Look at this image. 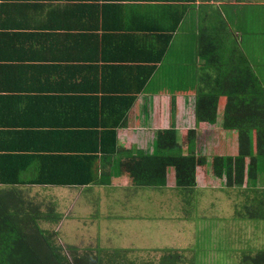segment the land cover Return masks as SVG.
I'll return each instance as SVG.
<instances>
[{"label": "crops", "instance_id": "0c3cea01", "mask_svg": "<svg viewBox=\"0 0 264 264\" xmlns=\"http://www.w3.org/2000/svg\"><path fill=\"white\" fill-rule=\"evenodd\" d=\"M155 43H167V64L156 62L152 67L141 57L139 50ZM165 71L170 76L165 85L180 82L188 91L158 90ZM231 74L235 85L241 82L248 90L250 85L261 86L264 94V0H0L1 108L16 117L11 122L22 131L14 155L30 156L47 144L46 155L67 157L66 169L84 174L79 160L89 166L90 175L104 181L87 185H110L56 187L61 191L55 197L59 205L75 207L84 192L97 196V190L108 188L113 195L131 188L128 177L119 174V157L95 155L96 132L101 131L96 126L104 119L100 104L127 110L125 121L120 119L124 126L116 130L119 148L152 155L156 130L195 127V92L220 88L226 85L222 78ZM102 94L111 100L103 101ZM200 125L197 141L203 132H213L205 126L216 123ZM169 168L166 187L172 188L174 169ZM102 171L111 178L101 176ZM94 214L92 223L98 221ZM58 216L59 222L65 220L61 211ZM246 235L238 229L233 237L236 243L249 242ZM74 236H58L57 242H68L80 254L90 252L86 248L101 249L102 259L109 263L117 262L116 251L125 250L111 243L85 246L81 241L87 236L76 229ZM126 250L125 262L140 261L134 256L139 246ZM246 250L253 253L244 247L239 251ZM261 250L263 257L255 259ZM256 252L252 264H264V248Z\"/></svg>", "mask_w": 264, "mask_h": 264}, {"label": "trees", "instance_id": "16d2710c", "mask_svg": "<svg viewBox=\"0 0 264 264\" xmlns=\"http://www.w3.org/2000/svg\"><path fill=\"white\" fill-rule=\"evenodd\" d=\"M167 50V43H155L149 44L144 50L142 48L139 53L145 62L154 64L152 67H155L156 62L167 64ZM211 64L213 67L217 66L216 62ZM231 68L229 71H235ZM160 77L162 84H159L158 90L167 88L188 91V87L180 82L165 85L166 79L170 77L169 72H161ZM235 80L233 74L225 75L222 82H226V85L210 92L197 90L195 127L184 130L174 126L159 128L156 130L152 155L138 151L132 153L130 150L119 148L116 130L121 126L120 119L125 121L127 110H113L109 102H103L100 104L102 108L99 107V113L104 119L96 126L101 131L96 132L95 155L99 153L107 159L119 157V174L128 177L129 186L133 189L166 188V175L171 167L174 169L175 188L193 192L196 189V168L208 166L211 174L218 178L224 177L229 187L240 186L244 181L249 183L248 187L254 190L252 198L247 200L249 204L245 206L248 210L246 217L255 213L254 218L264 219V186H258L259 179L264 178L263 88L250 85L251 89L248 90V85L243 86L241 82L235 85ZM243 80L245 79L241 78V81ZM191 89H194V85ZM101 99L111 100V97L102 94ZM3 101L0 100V264L118 263L106 262L102 259L101 249L95 247L86 248L90 252L80 254L75 246H62L57 242V233L53 229L47 231L42 227L43 221L56 224L59 222V216L54 214V208L49 205H45L43 209V204L39 203V193L34 192V188L110 185H87L101 184L104 181L98 179V176L95 178L90 175L89 166L79 160L76 161L84 174L66 169L67 157L60 154L46 155L47 144L35 148L33 155L15 156L13 149L20 140L22 131H18L17 125L11 122L12 119L16 120L15 116L14 118L4 114V108H1ZM174 103L175 99L172 97V111ZM109 119L110 123L107 122ZM201 122L216 123L215 126L222 130L234 131L232 139L236 145V154H223L220 148L210 152V155L197 152V126L200 127ZM41 151L44 153H39ZM61 162L65 165H60ZM101 176L111 178L112 174L102 171ZM176 255L162 256L160 259L164 262L156 259L147 264H176L182 260L180 254ZM260 256L263 257V251H259L255 259Z\"/></svg>", "mask_w": 264, "mask_h": 264}, {"label": "rangeland", "instance_id": "374dc122", "mask_svg": "<svg viewBox=\"0 0 264 264\" xmlns=\"http://www.w3.org/2000/svg\"><path fill=\"white\" fill-rule=\"evenodd\" d=\"M178 106L182 104L176 105V109ZM205 128L213 129V132L210 135L203 132V138L199 137L196 144L197 152L210 155L220 148L223 154H236L231 131L218 126ZM196 172L193 192L178 190L174 186L162 190L129 188L111 195L106 188L97 190V196L82 193L84 196L78 197L75 207L56 202L55 197L61 192L56 187H37L33 191L39 193L43 209L49 205L54 208V214L58 216L61 211L65 218L56 224L41 222L45 230L53 229L57 233L56 240H59L58 236L62 240L64 237L74 238L76 229L78 234L87 236L81 241L85 246L111 243L125 248L115 252L118 264H142V259L153 258L155 261L176 254L182 257L176 264H252L256 249L264 248V219L254 218L255 213L246 217L248 210L245 206L249 204L247 200L252 198L254 189H250L246 181L240 186L229 187L225 178L213 176L208 166H198ZM258 186H264V178L259 179ZM65 201L68 202V198ZM93 213L98 219L95 223L90 219ZM238 229L246 231L245 239L249 242H235L233 234ZM130 245L139 246L134 256L140 261L135 258L136 263L123 260L125 256L128 258L124 251ZM62 246H68V242ZM241 247L251 249L253 253L240 252Z\"/></svg>", "mask_w": 264, "mask_h": 264}]
</instances>
